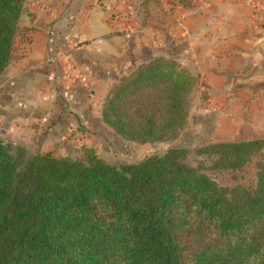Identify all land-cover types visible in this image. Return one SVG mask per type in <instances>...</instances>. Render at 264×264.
Returning <instances> with one entry per match:
<instances>
[{"label":"trees","instance_id":"1","mask_svg":"<svg viewBox=\"0 0 264 264\" xmlns=\"http://www.w3.org/2000/svg\"><path fill=\"white\" fill-rule=\"evenodd\" d=\"M28 0H0V79ZM193 79L177 61L146 60L111 89L102 121L123 141L176 140ZM31 153L0 137V264H264V139L195 150L211 169L256 162L255 186L224 188L187 148L113 166Z\"/></svg>","mask_w":264,"mask_h":264},{"label":"crops","instance_id":"2","mask_svg":"<svg viewBox=\"0 0 264 264\" xmlns=\"http://www.w3.org/2000/svg\"><path fill=\"white\" fill-rule=\"evenodd\" d=\"M261 5L264 0H28L6 71L13 80H0V132L18 146L68 157L105 125L111 89L163 56L191 76L193 100L216 116L223 140L264 139ZM60 53L77 70L72 80L65 79Z\"/></svg>","mask_w":264,"mask_h":264},{"label":"rangeland","instance_id":"3","mask_svg":"<svg viewBox=\"0 0 264 264\" xmlns=\"http://www.w3.org/2000/svg\"><path fill=\"white\" fill-rule=\"evenodd\" d=\"M10 73L11 71L6 73V75L1 79L5 81L8 80L7 82L13 80V76H10ZM194 91L195 89H192V91L188 94V101L186 107V127L176 140L171 142L148 144L126 142L120 139L114 133V131L106 125H99L95 131V134L93 135V137L89 138L88 142L82 139V144L77 145L74 150L69 153H66V155H69V157L75 159L85 160L83 148H88L94 150L95 154L106 163L113 166H120L123 164L139 163L150 156H162L166 154L170 149L183 147L190 150L191 163L194 166L205 167V173L213 180H215L220 186L229 189L238 186L247 188L254 187L256 182L255 164L260 159L259 157L253 158L252 162L248 166L243 168L241 171L228 172L211 169L210 166L215 161V159L206 156H198L195 153L196 149L205 147L211 143H221L230 141L223 140L228 138L221 136V133L219 134L217 132L218 120L216 116L205 115L203 113L204 106L194 102ZM224 131L225 130L221 132ZM0 137H2L6 141H10L13 143V138H9V136L5 135L3 132H0ZM243 140L244 138H241L240 136L238 140L231 142ZM24 148H26L31 153H46L45 151H42L41 148L37 149L32 146ZM54 153H56V151H54Z\"/></svg>","mask_w":264,"mask_h":264},{"label":"built area","instance_id":"4","mask_svg":"<svg viewBox=\"0 0 264 264\" xmlns=\"http://www.w3.org/2000/svg\"><path fill=\"white\" fill-rule=\"evenodd\" d=\"M246 1H250V0H246ZM257 10L259 11H264V6H257L256 7ZM84 44H74V47L75 48H80L82 47ZM60 60H62L64 63H65V79L67 80H72L73 77H75V74L77 73V70L73 67H71L69 64H68V55L66 53H60V57H59Z\"/></svg>","mask_w":264,"mask_h":264}]
</instances>
